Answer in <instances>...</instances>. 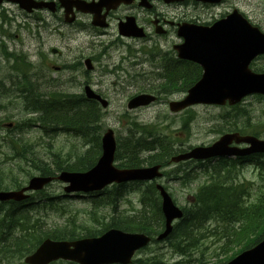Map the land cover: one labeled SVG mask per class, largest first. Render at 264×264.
I'll use <instances>...</instances> for the list:
<instances>
[{"label": "rangeland", "instance_id": "obj_1", "mask_svg": "<svg viewBox=\"0 0 264 264\" xmlns=\"http://www.w3.org/2000/svg\"><path fill=\"white\" fill-rule=\"evenodd\" d=\"M159 8L169 17V20L177 18L192 20L196 23L211 22L219 14L230 12L232 8H237L264 32V0H227L214 9L202 8V6L195 8L192 5L186 7L183 5L165 6L163 4ZM120 13L122 14V11ZM25 15L14 5L4 4L0 6V22L6 24H11L14 21L26 22L31 18H43L46 15L50 16L49 13L41 14L42 16L32 13L29 18ZM84 23H87V21L84 20ZM85 28L86 30L82 32L78 31L74 33L75 28L73 29L72 26L67 25V27H64L65 37L56 46L61 55L57 57L49 55L50 57H48L50 58L48 60L54 66L62 68L65 64L66 66H71L80 60V58L93 57V53L96 55L101 51L99 46L94 45L97 43V40L92 36V32L87 30V26ZM116 32V24L111 23L109 30L105 31L106 35L104 39H100L103 42L110 41L118 47L112 48L107 55L95 56L98 59L94 62L95 72L91 75V80L95 86L94 89H97L109 102V106L106 109L100 110L101 119L95 125L99 128L98 135H101L107 128H111L118 143L124 144L127 139L138 137V132H134L136 133L135 137H132L130 133L132 129L130 124L136 123L140 126V131L143 130L145 134H150L147 138L152 137L153 134L156 135L158 128L157 126L150 127L148 125L154 124L156 115L163 113L168 119H172V126L169 129L173 133L170 135L172 140L176 141H171L168 145L172 150V155L176 152H184V150L190 147L210 146L225 133L229 134L235 131H239L240 134L255 135L257 138L264 140V99L248 97L239 105L238 109L228 106H195L186 114L172 116L169 114L167 104L170 101L181 99L182 94H171L167 96L165 103L161 101L146 108L137 109L132 112L128 111L126 109L127 100L136 92L142 89H150L152 84L156 85L155 81L159 76L156 78L155 71L152 70L153 66L147 61L135 64L130 59H122L125 57L127 46L131 47L132 43H120L117 41ZM154 40L159 44L161 49L167 50L177 41V38L174 35H167L164 38H154ZM166 41L168 44H166ZM11 43L15 44L17 48L9 50L19 51L20 47L23 48L28 42L18 37L16 39L12 38ZM49 43L55 46L52 40ZM135 44L137 47L142 45L141 42H135ZM1 51L6 52L5 49H1ZM2 64H5L6 69H0V80L3 82L0 85V188L10 190L14 186H18L21 183L24 184L30 177L38 175L35 167L39 165V160H46L50 163V157L56 156L60 157V160H66L65 157H68L71 162H74L77 160V156L90 149L91 144L95 146V143L93 141L89 142V138L82 139L67 133L60 135L49 134L47 130L41 129L38 124H32L28 129L21 128L18 131L14 128H11V131L7 130L4 124L8 125L11 123L15 127L23 123H32L31 121L35 117L28 111L31 109H25L24 100L17 95L18 90L22 88L21 85L19 84L15 89L13 85L17 82L16 77L9 75L11 73L8 72L9 68L5 62ZM254 64L258 68H264V57L257 58ZM153 78L156 79L154 80ZM27 81L31 82L32 94H42L52 100L66 93L81 94L82 92V88L78 87V74L71 69L61 70L57 73L38 69L31 75V79L27 77ZM21 83L26 84L24 81ZM188 115H191L192 118L185 122L186 124L184 125L183 122L187 120ZM164 123L165 121L162 124ZM144 125L145 129L143 128ZM24 146H29V150L33 152V157H30L32 161L28 163V166L25 169H21L22 156L20 153L23 152ZM35 155L38 156V159H36ZM126 155L130 157L127 151ZM137 156L140 159H144L148 155L139 153ZM169 160L163 169V173L165 172L168 175L160 183L168 188L177 206L180 208L187 207L193 202V196L199 191L198 188L205 182V174L208 171L203 170L202 166H196V163L189 160L175 164L170 163ZM213 164L216 163L212 161L209 165ZM115 165L118 166L117 163ZM237 169H240L238 171L239 181L250 183L247 192L251 198L250 201L254 202L257 197L253 187L257 185L260 173L252 164L247 165L244 163L238 165ZM175 177L177 179H174ZM189 180L190 183H188ZM148 186L142 184L136 187L138 191H129L121 201L117 213L120 214L122 211L126 214H132L131 210L144 209L146 214H149L151 206H149L148 200L145 199V203H141L142 196ZM43 193L51 201L50 203L48 201V205L45 208L38 210L35 216L45 223L48 228L51 226L61 227L66 224L68 225L67 222L72 221L74 225L71 229H75V232L79 236H83L88 231L97 230L92 220L93 217L101 220L102 216L108 215L110 212V208L105 206L94 208L93 199L90 197L75 194L63 198L62 196H65L63 185L59 182H54ZM151 199L155 201L153 197ZM36 201L43 204V201L39 200L38 197ZM217 232L221 233L222 228H219ZM217 238L218 235H209L196 248L186 249L185 255H180L173 249V242L160 241L159 243L150 245L148 250L140 252L136 257L144 260L154 257L161 260L164 264H197L195 262L197 259H200L204 264H211L216 260L214 255L219 246ZM181 246L183 247V244ZM0 264L23 263L15 256L0 255ZM54 264H62V262Z\"/></svg>", "mask_w": 264, "mask_h": 264}, {"label": "trees", "instance_id": "obj_2", "mask_svg": "<svg viewBox=\"0 0 264 264\" xmlns=\"http://www.w3.org/2000/svg\"><path fill=\"white\" fill-rule=\"evenodd\" d=\"M158 76L159 73L157 72L156 78ZM156 78L153 79L155 80ZM150 87H152L150 88L151 90L158 88V86H154L153 84ZM36 95L30 92L24 95L27 109L40 113L35 118V122L39 123L42 127L47 125L58 127V125H61L64 131L73 132L77 137L82 139L89 138V142L93 141L95 143V146L92 144L90 149L77 156L78 158L74 162H71L68 157H65L66 160H60V157L56 156L50 157V163L46 160H39V165L34 166L36 172L40 175L48 176L63 170L71 172L86 171L93 167L100 156L99 128L95 126V121H93L98 117L97 112L91 121L90 107L84 101L76 103L73 99H66L61 103L59 101L39 102ZM234 108L238 109L239 106ZM191 118L192 116H188L187 120L183 122L184 125ZM130 125L132 127L130 130L132 137H135L137 132L138 137L127 139L124 144L118 143L115 159L119 161L120 167L134 168L156 164L165 167L172 156V150L168 145L174 140L162 137L161 135H165L163 129L158 130L156 133L158 136L153 134V138H146L150 136L149 133L145 134L143 130L140 131V126L135 123H131ZM25 150L22 156H24L26 161L31 162L33 152L27 146ZM126 151L130 157L126 155ZM148 152L151 153L144 159H140L137 156L139 153L144 154ZM35 157L38 159L37 155ZM238 161L241 164L243 163L241 160ZM210 163L211 161L205 164H196V166H202L203 170L208 171L205 174V182L198 188L197 194H194L193 203L183 209V218L176 223L173 232L166 241L167 243L173 242V249L178 254L185 255L186 249L196 248L198 244H201L202 239L207 236L206 234L209 233V230L205 227L206 220L214 219L217 222L230 224V229L233 231L231 235L232 246L228 247L230 232L227 230V234L224 235L227 241L222 250L227 251V253L230 252L231 255L225 260H218L214 263L223 264L240 251L252 247L264 237V160L260 156L257 158L256 167L260 173L259 179L262 184L257 188V191H259L254 203L246 200L249 195L247 189L250 183L236 182L238 178V170L235 169V165H237L236 161L230 162L225 159H219L215 162L216 164L209 165ZM166 175L168 174L164 172V176ZM174 179L177 178L175 177ZM188 183H190V180ZM129 187L132 186H113L111 189H106L101 193L102 198L99 203L110 207L109 220L106 223H100L98 219H95L94 222L99 224L100 229L88 231L84 237H94L111 228L126 232L144 233L151 237L160 232L163 227L162 216L159 209V199L152 184L145 189V193L142 196L143 199L141 200L142 204L145 203V199L148 200V204L151 206L149 214H146L144 209L140 212H135L130 217H127L122 212L120 214L117 213L118 204L127 194ZM36 195H39L38 199L42 201H45L47 198L43 192ZM152 197L155 201L151 199ZM41 207L40 202L38 206L34 204L33 198L20 204H0V255H12L21 260L24 256L33 252L40 242L46 238L52 240H73L79 237L75 229H71L73 228L72 226L47 228L35 216ZM181 244H183V247ZM134 264L164 263L157 258H151L146 263L134 261Z\"/></svg>", "mask_w": 264, "mask_h": 264}, {"label": "water", "instance_id": "obj_3", "mask_svg": "<svg viewBox=\"0 0 264 264\" xmlns=\"http://www.w3.org/2000/svg\"><path fill=\"white\" fill-rule=\"evenodd\" d=\"M1 1V0H0ZM18 4L27 12L32 9L47 8L55 11L54 2H35L34 0H7ZM66 12L72 7L84 13L99 12L97 5L79 0H58ZM117 1L102 0L100 7ZM130 1V0H129ZM182 0H163L165 3ZM208 3H219L221 0H196ZM67 16V13H65ZM93 25H102L98 17H94ZM128 26L123 28L127 34ZM184 38V44L177 48L180 58H186L200 64L204 70L201 79L187 91L181 102L171 103L170 110L178 112L190 105H218L226 103L234 105L244 97L264 95V74H254L248 64L257 55L264 54V35L257 28L251 27L242 16L234 10L225 19L216 22L212 27L200 28L184 25L178 32ZM221 60L220 63L216 61ZM88 98L100 101L103 107L107 103L86 91ZM151 96L140 95L128 102V109L147 105L153 102ZM245 143L250 147L239 150L229 145ZM102 156L97 164L84 173H60L55 179L68 184L66 193L99 191L111 183L121 184L133 181H149L159 178V166L142 169L118 170L112 166L115 142L112 132L107 131L101 140ZM264 153V141L253 137H240L237 134H226L212 146L195 148L191 152L172 158L173 162L188 159L204 160L216 156H245ZM51 177H33L19 191L0 192V201L21 202L28 198L30 191H39L49 184ZM161 197V212L165 220V231L157 238H165L171 231V223L182 217L169 195L159 185L156 186ZM149 239L143 235H130L117 230H109L97 238H87L74 242L44 241L37 251L27 257V264H49L56 260L72 261L77 264H127L134 252L144 247ZM227 264H264V241L251 250L243 252Z\"/></svg>", "mask_w": 264, "mask_h": 264}, {"label": "flooded vegetation", "instance_id": "obj_4", "mask_svg": "<svg viewBox=\"0 0 264 264\" xmlns=\"http://www.w3.org/2000/svg\"><path fill=\"white\" fill-rule=\"evenodd\" d=\"M150 3H152L153 7L150 10H146L142 7H139L138 2H134L129 6H120L118 9H130L133 10L132 13H130V15H132V17H134L135 21L139 23L140 19H142L144 22L146 21V18H149L150 23L149 25L152 23V20H158L159 24H170L172 25L173 23L176 24L179 21H174V22H170V21H166L165 18L162 15H159V13L157 12V8L154 5L156 0H148ZM127 7V8H125ZM117 9V10H118ZM117 10H115L114 12H110L109 15L107 16V22L109 24V22L112 21V17L115 15L116 12H118ZM55 15V19L54 18H44L42 20H35V19H30L28 21H14L11 24L8 23H2L0 22V64L3 62H6L7 60H5L3 58L2 55V51L1 49H5L8 53L11 54V56L9 57V59H17L22 57V59H27L28 56H31V54L33 53L31 50L34 51V53L36 55H38V59L37 61H40L44 58L46 59H50L48 57H50L51 55L53 57H57L58 55H61L60 51L57 49L56 46H58L57 44L60 41H63L65 35H64V25L62 24V12H58ZM53 15V16H54ZM27 18H29L30 16H26ZM82 16L78 15V20L79 18H81ZM83 17H89L86 15H83ZM127 17L126 15L124 16V18ZM76 22H74L75 24ZM78 23V22H77ZM73 24V25H74ZM19 32V34L17 35V33ZM20 33L22 34V37H25L26 39L31 38L33 44L29 45V49L22 48L20 47L19 51L21 50L22 53H19L18 55H16L15 57H13V55L16 53V51H12L9 50L11 48H17L15 44L11 43L12 38H18L20 36ZM96 40H100L103 39V33H97L93 36ZM52 40V43L55 46L50 45L49 41ZM38 42V43H37ZM18 51V52H19ZM106 52V49L101 50L99 53L103 54ZM42 55V57L40 56ZM50 55V56H49ZM90 60H92V62H94V59L92 57H90ZM43 62V60H42ZM32 63V62H30ZM46 64V63H45ZM192 63L189 62H184L182 61V68L179 71V74L182 76L181 79L179 80V84L181 88H185L186 84L181 83L182 79L184 76L188 75V74H194L197 71L196 67H193L191 65ZM13 65L16 66L18 68V72L22 73V69L21 66L18 62H14L13 61ZM47 67H50L52 70L55 69H62V70H73L75 73L78 74V77L80 76V74L83 75H89L90 73L87 72L84 69V66L82 64L81 60H78L77 62L73 63L71 66H66L63 65L62 67H57L54 66L52 64V62L50 60H48V63L46 64ZM68 65H70L68 63ZM66 66V67H65ZM174 74L176 71V67H174ZM30 76V75H29ZM28 76V77H29ZM189 78V80L191 79L190 76H187ZM30 79V78H29ZM81 83L79 84V87H84V86H92L93 82L92 80L89 79H80ZM3 82L0 81V85H2ZM30 85V83H29Z\"/></svg>", "mask_w": 264, "mask_h": 264}, {"label": "bare ground", "instance_id": "obj_5", "mask_svg": "<svg viewBox=\"0 0 264 264\" xmlns=\"http://www.w3.org/2000/svg\"><path fill=\"white\" fill-rule=\"evenodd\" d=\"M10 56H11V55H10ZM216 62H217V63H220L221 60H218V61H216ZM256 73H257V74H260V72H259L258 70L256 71ZM154 74L156 75L157 72L155 71ZM45 82H46V80H45ZM155 83H156V85H154V84H153V85H154V86H158L159 81H155ZM150 88H152V87H150ZM131 112H132V111H131ZM165 122H166V121H165ZM47 126L50 127V128H52V129H55V130H56L58 127H59V129L62 128L61 125H58V127L53 126V125H47ZM72 136H73V135H72ZM79 139H80V138H79ZM87 143H88V142H87ZM0 144H1V143H0ZM90 144H91V143H90ZM91 145H92V144H91ZM7 146H8V145H7ZM90 148H91V147H90ZM46 155H47V154H46ZM94 155H95V154H94ZM260 163H261V162H260ZM162 180H163V179H159L157 183H158V184H161L160 182H161ZM137 182L140 183V184H143V183H146L147 181H137ZM135 212H137V211H133L132 214H135ZM160 213H161V209H160ZM154 248H155V247H154Z\"/></svg>", "mask_w": 264, "mask_h": 264}]
</instances>
